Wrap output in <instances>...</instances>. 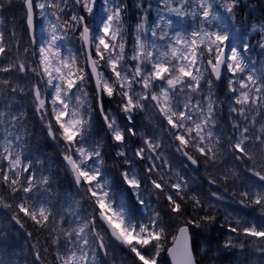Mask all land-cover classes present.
Here are the masks:
<instances>
[{"label":"snow or ice","instance_id":"1","mask_svg":"<svg viewBox=\"0 0 264 264\" xmlns=\"http://www.w3.org/2000/svg\"><path fill=\"white\" fill-rule=\"evenodd\" d=\"M242 2L156 0L154 7L150 0H137L139 12L130 27L126 0H21L29 47L22 53L17 47L11 57L13 48L0 30V60L5 61L0 64V73L5 74L0 77V207L11 210V220L21 228L23 214L47 232L52 264H104L101 255L108 257L113 244L126 249L133 264H160L165 251L171 264H198L189 226L200 227L215 216L189 193L179 173L174 181L165 174V167L170 170L166 148L193 165L198 163L193 152L212 164L222 162L227 152L237 164L223 173L224 181L244 174L257 178L245 183L238 203L258 209L262 219L238 216L228 227L238 236L252 238L248 243L256 245L253 251L264 254V65L258 67L247 55L250 45L236 26ZM5 3L11 5L12 0H0V9ZM4 22L0 16V25ZM252 30L264 50V23ZM10 35L16 37L14 28ZM29 73L35 81L31 87L14 82ZM225 79L221 101L215 85ZM25 95L47 136L62 147V159L76 186V196L63 204L53 203L50 175H37L25 155L30 135L27 114L22 106L15 107L18 97ZM105 97L118 98L126 125L105 108ZM225 101L231 128L226 138L220 126ZM144 111L153 113L154 128L164 132L168 145L155 131L141 133L135 127L134 113ZM96 113L107 132L102 140L93 135ZM132 137H139L141 144L130 149ZM104 139L116 145L114 156L128 166L120 172L121 182L138 205L146 206L142 190L149 191L150 186L157 199L165 197L176 218L183 216L189 200L206 214L185 221L166 247L169 232L160 212L151 211L146 221L138 219L123 191L113 185L105 171ZM129 150L136 161L144 162L139 171ZM211 195L218 201L225 198L217 191ZM225 247L243 249L245 242L229 239ZM34 254L45 264L39 250ZM5 255L0 249V264H15Z\"/></svg>","mask_w":264,"mask_h":264},{"label":"trees","instance_id":"2","mask_svg":"<svg viewBox=\"0 0 264 264\" xmlns=\"http://www.w3.org/2000/svg\"><path fill=\"white\" fill-rule=\"evenodd\" d=\"M128 4V24L131 27L134 25L139 10L135 7L137 0H126ZM148 2V0H146ZM155 7L156 0H150ZM154 16L155 13L153 12ZM0 16L4 19V24L0 25V30H3L6 37L9 39L10 46L13 48V53H10L11 57L16 54V48L18 47L20 52H23L25 47H29V36L23 24V8L21 0H12L11 5L5 3L3 9H0ZM237 22V28L240 30V34L250 45V51L247 53L249 57L258 62V67L264 65V50L258 46L260 36L252 30L253 25H259L264 23V0H243L240 7L237 9L235 17ZM91 24V21L89 22ZM16 24V25H14ZM187 26L186 24L184 25ZM13 28L15 31H19V35L12 38L10 33ZM17 41L19 42L17 44ZM131 43V40H130ZM75 47H79L78 44L73 42ZM72 46V45H70ZM66 54V51H65ZM4 60H0V64L4 63ZM5 74L0 73V77ZM18 76L19 74H13ZM27 87H31L34 83V77L31 73L23 80L14 81ZM227 90L226 79L215 85V91L221 101L225 100V93ZM91 91V89H89ZM19 103L15 105L16 108L22 106L23 110L27 114V128L30 133L28 137V151L25 153L28 158L33 161V171L39 175L43 172L46 175H50L53 187V203L57 201L63 204L68 197H75L77 189L73 183L70 172L66 170L65 163L62 159L63 149L61 146L53 142L46 134V130L43 128L38 117L34 115L32 105L30 103V97L25 95L18 97ZM105 108L112 109L113 114L117 116L121 126L126 125L128 122L124 117V114L119 111L118 98L109 100L105 97ZM96 119L94 122V138L96 140H102L107 136L106 129L103 125V121L96 113ZM135 127L141 133H148L155 131L161 136L165 145L169 144L168 137L159 128H154L156 120H153V124L147 119L144 112L134 113ZM221 130L224 133L225 138L231 132L230 122L227 115V104L223 108V115L220 118ZM2 134V133H0ZM105 144V171L109 178L112 180L113 185L120 191H123L125 200L131 210V212L141 220L146 221L151 211L156 210L161 214L163 223L167 226L169 237L167 246L171 245V235L175 234L177 229L187 220L199 219L206 213L201 208H194L192 202L189 200L184 205V214L180 218H176L170 213L165 197L160 195L157 199L155 190H152L149 186V191H143L142 195L146 200L145 205H138L135 200V196L130 194V190L121 182L120 172L125 170L128 166L124 165L122 159H118L114 156L116 145L110 140L104 139ZM141 144L139 137L130 138V149ZM194 157L198 158V169L195 170L187 165L183 160V157L174 152L173 148H166L165 155L170 161V170L165 167L163 171L173 181L179 176L187 182L188 191L190 194H196L203 203L204 208H208L210 213L215 216V220L212 222L202 221L200 227L194 225L189 226L192 244L198 264H264V254L254 252L255 244H249L252 238L238 236L236 233H232L229 230V224H235L236 217H242L247 220L259 221L262 219L258 209L247 208L238 203L240 196L239 192L243 190L245 183L249 179L256 180L257 178L251 177V174L241 175L237 179H229L224 181L222 175L225 171L232 169L237 162L232 161L227 152H225V159L222 162L215 164L205 163L202 157H199L198 153H192ZM130 159L136 161L133 157L132 151H128ZM36 161H43V164L36 163ZM138 164L137 170L139 171L144 167L143 161H136ZM27 175V174H25ZM210 180H216L215 184H210ZM258 182V181H257ZM227 189V191H225ZM212 191L219 192L224 196V200L218 201L211 195ZM233 192L236 193L233 196ZM12 212L9 209L0 210V249L7 253L3 258L6 260L14 261L15 264H40L35 259V251L39 250L42 257L45 260V264H52L53 261V249L48 238L46 231L39 229L32 221L27 217H23L21 214L22 222L24 223L23 230L15 225V222L11 220ZM228 217L226 220L225 218ZM31 232L32 236L28 233ZM231 239L233 243L238 244L240 241L245 242L243 249L239 247H225V243ZM36 245L33 249L32 245ZM48 247L49 252L44 253L43 248ZM117 264H133V256L124 251L116 244H113L112 251ZM166 251L161 254L160 264H170L166 256ZM101 259L104 264H113L108 257Z\"/></svg>","mask_w":264,"mask_h":264},{"label":"rangeland","instance_id":"3","mask_svg":"<svg viewBox=\"0 0 264 264\" xmlns=\"http://www.w3.org/2000/svg\"><path fill=\"white\" fill-rule=\"evenodd\" d=\"M173 19L176 20L177 18L173 17ZM37 24H38V28H37L36 36H37V40L39 41L40 35H41L40 28H39V25H40L39 20L37 21ZM14 25H16V24H14ZM16 33H17V35H19V31H17ZM144 113L146 114L147 119L153 124V120H154L153 113L150 111H144ZM111 251H112V249H111ZM108 259H110V261L113 260L114 262H116V260H114L115 259L114 254L112 252H110ZM113 261H112L113 264H117V263H114Z\"/></svg>","mask_w":264,"mask_h":264},{"label":"water","instance_id":"4","mask_svg":"<svg viewBox=\"0 0 264 264\" xmlns=\"http://www.w3.org/2000/svg\"><path fill=\"white\" fill-rule=\"evenodd\" d=\"M218 83H220V82H218ZM54 142V141H53ZM183 159L187 162V164L191 167V168H193V169H195V170H197L198 169V163L196 164V165H193V164H191V162L190 161H188L185 157H183ZM65 163V165H66V162H64ZM1 208V207H0ZM17 225V224H16ZM18 227H20L19 225H17ZM21 228V227H20ZM22 230H23V228H21ZM189 231H190V229H189ZM191 234V233H190ZM192 238V237H191ZM118 245V244H117ZM193 245V244H192ZM119 246V245H118ZM120 248H122L121 246H119ZM123 249V248H122ZM123 250H125L126 252H127V250L126 249H123ZM166 256H167V259L169 260V262H170V264H171V258L167 255V253H166Z\"/></svg>","mask_w":264,"mask_h":264}]
</instances>
